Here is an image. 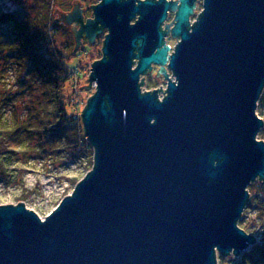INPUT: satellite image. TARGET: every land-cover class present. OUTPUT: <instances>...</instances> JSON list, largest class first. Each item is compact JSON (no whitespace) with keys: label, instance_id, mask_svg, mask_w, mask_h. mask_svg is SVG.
Returning a JSON list of instances; mask_svg holds the SVG:
<instances>
[{"label":"water","instance_id":"95a60500","mask_svg":"<svg viewBox=\"0 0 264 264\" xmlns=\"http://www.w3.org/2000/svg\"><path fill=\"white\" fill-rule=\"evenodd\" d=\"M196 1L99 0L86 23L56 7L76 48L108 29L82 113L94 166L44 218L0 204V264H218L257 243L238 221L264 182V0H203L192 22ZM156 65L167 90L143 91Z\"/></svg>","mask_w":264,"mask_h":264},{"label":"trees","instance_id":"16d2710c","mask_svg":"<svg viewBox=\"0 0 264 264\" xmlns=\"http://www.w3.org/2000/svg\"><path fill=\"white\" fill-rule=\"evenodd\" d=\"M51 2L0 0V180H7L15 162L25 166L54 155L55 162L63 151L70 158L86 151L83 122L68 110L63 92L71 79L67 61L72 48L58 40ZM68 128L74 129L76 143L65 147L62 136ZM256 187L263 219L254 233L258 241L239 258L220 255V264H264V183Z\"/></svg>","mask_w":264,"mask_h":264},{"label":"rangeland","instance_id":"374dc122","mask_svg":"<svg viewBox=\"0 0 264 264\" xmlns=\"http://www.w3.org/2000/svg\"><path fill=\"white\" fill-rule=\"evenodd\" d=\"M78 1L83 3L80 5V8H84L82 10L84 16L83 22L86 23L88 17L94 19L95 16L92 4L96 5L99 0ZM51 3L54 22H56L60 28L58 40L59 42L68 41L72 48L71 56L67 61L71 79L66 83V87L63 91L65 101L69 103L68 110L75 115L76 118L82 120V113L87 102L97 89V84L95 82H92L89 88L86 86L90 84L92 64L103 56L102 49L105 37L101 38L99 37L100 34H98L94 40H90L85 33H83L80 38L81 43L78 48H76L78 41L74 30L65 21L57 20V18L60 17V13H55L57 7L60 12H65L66 15L69 14V12L75 7V0H52ZM201 10L202 8L200 11ZM133 22L134 21H132V23ZM76 23V20L71 21V25L76 26L77 30H80V23ZM164 28H166V25H164ZM169 44L171 45L172 43L169 42ZM159 70L160 66L156 65L154 66L153 71L142 76V80L144 79L142 88L146 91H153L157 88L161 89V86L162 89L167 87L168 82ZM169 75L173 78L171 71L169 72ZM14 82L15 76L12 75L9 79V83L13 84ZM158 92L162 94L163 90H158ZM257 114L264 120V91L258 101ZM74 132L73 128H68L66 133H63L64 136L62 137L64 138L62 143H64L63 145L65 147L76 143V139L73 135ZM82 134L84 136V142L87 144L86 151L82 156L79 155L70 158L69 153L63 151L59 154L61 160H54L55 162H53L52 159V157L54 159L56 158L55 155L33 160L32 164L29 162L25 166L21 165V162H15L11 166L9 174L6 177L7 180H0V204H18L19 201H22L27 208L38 213L40 217L44 218L48 215L59 205L63 198L73 193L76 185L92 170L94 166V147L87 140L84 131ZM70 135H72V137ZM258 139L264 140V126L260 129ZM24 168L27 169L25 174L22 177H19L18 174L20 170ZM255 182L254 185L252 184L253 182L251 183L253 186L250 184L248 187L250 198L240 220L238 221L240 228L248 233H253V235L254 233L256 234V231L261 228L263 223L259 207L262 196L261 193L258 192L256 184L264 182L260 179ZM250 188H252V191H250ZM220 255L221 253L218 252V264H220ZM226 256L236 257L233 254ZM226 263L227 262L224 264Z\"/></svg>","mask_w":264,"mask_h":264},{"label":"flooded vegetation","instance_id":"af4514ba","mask_svg":"<svg viewBox=\"0 0 264 264\" xmlns=\"http://www.w3.org/2000/svg\"><path fill=\"white\" fill-rule=\"evenodd\" d=\"M175 1V0H173ZM177 1V0H176ZM202 4H203V0H197L196 1V7L194 9V15L191 17V20L195 19L196 16L198 15L200 9L202 8ZM75 16H78L77 14H75ZM174 16H175V12H173L171 9L169 10V13H168V19L166 20L165 24L164 25H167V24H173L172 23V20L174 19ZM163 25V27H164ZM166 30V28H164ZM108 33V29L107 28H104L102 30V33L100 34L99 37L101 38H104L106 36V34ZM171 34L167 35L165 40L169 43H172L171 45H175L176 43V39H173L172 37H170ZM104 42V40H103ZM173 47V46H172Z\"/></svg>","mask_w":264,"mask_h":264},{"label":"built area","instance_id":"2783aa9c","mask_svg":"<svg viewBox=\"0 0 264 264\" xmlns=\"http://www.w3.org/2000/svg\"><path fill=\"white\" fill-rule=\"evenodd\" d=\"M193 21H195V19H193L192 22H193ZM170 46H171V45H170ZM171 48H173V47L171 46ZM173 79H175L174 76H173ZM142 90H143V91H146L144 88H142ZM163 90H167V87L164 88ZM151 91H152V90H151ZM165 95H166V91H165V93H164V91H163L162 94L159 93L160 98H163Z\"/></svg>","mask_w":264,"mask_h":264},{"label":"bare ground","instance_id":"6f19581e","mask_svg":"<svg viewBox=\"0 0 264 264\" xmlns=\"http://www.w3.org/2000/svg\"><path fill=\"white\" fill-rule=\"evenodd\" d=\"M193 15H194V14H193ZM193 15H192V16H193ZM192 16H191V17H192Z\"/></svg>","mask_w":264,"mask_h":264}]
</instances>
